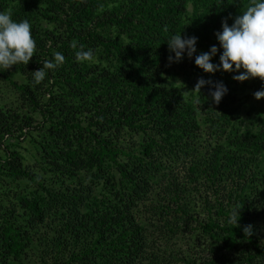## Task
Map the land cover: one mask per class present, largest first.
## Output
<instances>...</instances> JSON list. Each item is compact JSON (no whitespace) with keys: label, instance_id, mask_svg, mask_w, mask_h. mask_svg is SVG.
Listing matches in <instances>:
<instances>
[{"label":"trees","instance_id":"16d2710c","mask_svg":"<svg viewBox=\"0 0 264 264\" xmlns=\"http://www.w3.org/2000/svg\"><path fill=\"white\" fill-rule=\"evenodd\" d=\"M251 2L0 0V11L29 21L36 41L29 62L5 72L24 80L11 83L12 106H0V264H48L33 259L39 248L33 252L31 244L38 225L58 213L64 223L56 252L43 250L53 255L52 264H136L145 242L134 209L172 159L184 167L187 184L204 179L218 195L201 221L177 194L189 186L174 182L168 202L158 204L161 216L193 219L213 241L212 256L200 264H234L224 256L240 245L250 246L240 249L242 264L264 255V238L256 233L257 219L264 217V116L250 106L249 123L242 125L235 96L211 107L213 85L185 96L163 76L169 37L196 36V47L220 48L215 33L222 20L231 25ZM81 46L92 50L91 60L77 58ZM57 52L63 63L45 69V79L35 84L33 71L55 63ZM237 74L204 72L203 78L233 93L264 89L259 77L240 82L233 79ZM208 130L213 143L202 139ZM126 135L138 138L135 147L123 144ZM23 142L32 149L27 156L20 151ZM86 177L90 182L84 184ZM249 225L250 236L244 232Z\"/></svg>","mask_w":264,"mask_h":264},{"label":"rangeland","instance_id":"374dc122","mask_svg":"<svg viewBox=\"0 0 264 264\" xmlns=\"http://www.w3.org/2000/svg\"><path fill=\"white\" fill-rule=\"evenodd\" d=\"M192 11L191 3H188L186 7V13L189 15ZM210 47H196V53L193 54L191 58L184 56L180 62L169 63L167 60L165 66V72L163 74L164 78L168 83L176 86L185 96H188L191 92L195 94L196 90L194 85L196 84L199 78H203L204 71L195 65V55L201 52H207ZM222 49L218 48L217 55L212 58L213 63H219V55ZM171 56H174V53L170 52ZM169 55V56H170ZM12 71V67L6 70H0V106L8 108L12 106V103L16 97V92L14 86L11 84L15 82L20 84L23 82L24 77L19 73L15 72L12 75L5 77V72ZM242 72V69L239 70ZM228 89V88H227ZM230 97H234L236 104H240L239 116L242 121V125L249 123L248 116L246 115L247 108L253 106L255 110H259L261 115L264 116V97L256 99L251 93V90L244 89L238 90L235 93L231 92L228 89L227 93L222 97L221 101H224ZM212 100V98L210 99ZM211 103V107L218 106L220 107V102L218 104ZM219 111V110H214ZM255 115L254 117H256ZM204 130V129H203ZM123 144L131 147H135L134 143L138 141V138L132 135L124 136ZM202 139H211L212 143L215 138L210 137L209 130L202 133ZM201 139V142H202ZM22 146H25L26 149H20L22 153L26 156L28 154L31 146L27 142H23ZM32 150V149H31ZM123 158V157H122ZM124 159V158H123ZM170 163H166L169 168L161 170L157 175L152 177V187L146 191V193L141 194V198L138 201L135 209L134 216L138 224L143 226L144 242L145 247L142 256L137 260L136 264H186L188 260L195 259L197 264H200L203 259L209 258L212 256L210 253V248L215 247L213 241L209 239L205 234L200 231L201 229L198 226L197 221L193 219H185L177 216L170 215L168 217L161 216L158 212V204L167 203L169 195L171 192L170 188H175L174 182H178L182 185H185L188 190H180L177 188V194H182L183 204L185 209H190L191 215L196 218V220H203L206 217L205 206L209 208H215L217 205L218 195L215 193V188L206 183L204 179H200L199 184L192 183L191 181L186 183L187 177L185 176V169L183 166L178 165L179 163L168 160ZM34 159L32 157L27 158V163L32 164ZM170 170V173H169ZM173 177H177L174 179ZM68 184H71V180H66ZM84 184L90 182V178L86 177L84 179ZM191 182V183H190ZM191 185L197 186V189H192ZM58 185L54 186L57 187ZM0 189H3L0 186ZM5 191L7 187L4 188ZM179 189V190H178ZM100 186L95 189V192H99ZM12 193V192H11ZM10 194V192H9ZM182 202V201H181ZM50 216L45 219L43 224H48L50 228L49 231H46L44 226L43 228L36 229V234H34L31 244V250L35 252L36 248H39L38 255H34L33 259L46 260L48 264H52L53 255L48 251V253H43V250H52L53 253L56 252L57 248V238L60 227L64 223V219L60 217L59 213ZM261 215L256 222L258 225L257 232L260 238V241L263 242L264 236V219ZM21 220V218H17ZM56 231H54V230ZM39 231V233H38ZM41 236V240H36L38 234ZM68 234V233H64ZM61 234V235H64ZM70 235V234H69ZM250 248L249 245H240L236 251H233L231 255L224 256L225 259H230L234 264H242L244 257L241 252V248ZM40 251V252H39ZM44 262V261H43ZM252 264H264V255L257 258Z\"/></svg>","mask_w":264,"mask_h":264},{"label":"clouds","instance_id":"9594fccd","mask_svg":"<svg viewBox=\"0 0 264 264\" xmlns=\"http://www.w3.org/2000/svg\"><path fill=\"white\" fill-rule=\"evenodd\" d=\"M221 31L215 33L222 51L219 55V63H213L212 58L217 55L218 48L212 45L207 52L195 55L194 63L205 73L217 71L238 72L233 79L243 82L250 77H259L264 81V0H252L246 9L238 15L233 23L229 25L227 20H222ZM181 33V32H180ZM196 36H184L173 34L168 38V49L174 56H169V63L180 62L185 55L191 58L196 53ZM76 47V42L72 43ZM36 54V41L32 36V26L28 20L14 21L12 11H0V70L9 69L18 63L26 65L30 58ZM55 63L44 62L43 66L33 71L34 83H41L47 73L45 69H55L64 61L62 53H55ZM79 60H91L93 52L91 49L78 52ZM206 84L213 85L214 90L210 95L213 103L218 104L228 89L222 82H213L199 78L194 89L200 90ZM256 99L264 97V89L256 91ZM239 208L233 209L231 222L237 225L235 218ZM246 235H251V225L244 228Z\"/></svg>","mask_w":264,"mask_h":264}]
</instances>
